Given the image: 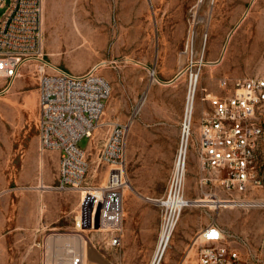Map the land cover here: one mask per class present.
I'll return each instance as SVG.
<instances>
[{"label":"rangeland","instance_id":"rangeland-1","mask_svg":"<svg viewBox=\"0 0 264 264\" xmlns=\"http://www.w3.org/2000/svg\"><path fill=\"white\" fill-rule=\"evenodd\" d=\"M242 1L45 0L47 61L76 74L104 62L97 73L108 80L112 93L103 123H124L130 117L134 122L124 192L126 222L133 208L140 206L158 210L161 222L159 208L147 198L163 194L139 193L135 183L137 178L145 181L138 173L145 145L140 131L136 134L138 127L144 121L160 120L159 107L179 106L181 97L183 111L185 108V74L177 88L152 85L150 69L168 82L185 68L189 37H194L198 53L206 47L196 116L209 108L207 94L225 95L233 90L237 78L264 76V0H254L251 7L250 0ZM11 3L5 0L0 8V22ZM226 52L228 61L221 62ZM208 62L217 63L209 66ZM39 80L38 64L24 66L7 92H2L6 80L0 79V264H43L46 254L67 263L69 259H64L68 256L52 240L65 235L86 237L84 264H143L141 260H125L122 244L108 246L111 237L106 232L76 233L75 216L85 194L60 191L56 150L43 155L39 152ZM107 132L102 126L95 133L86 179L89 186L103 187L107 179L110 167L99 166L97 159ZM79 147L87 148L88 138L81 139ZM202 174L195 137L186 180V196L194 204L183 211L163 264H198L193 242L210 223L225 231L227 242L238 250L243 264H264V189L251 197L256 199L251 203L258 204L241 206L223 200L227 197L222 191L219 199L207 196L214 189L202 186ZM218 200L221 204H216Z\"/></svg>","mask_w":264,"mask_h":264},{"label":"built area","instance_id":"built-area-1","mask_svg":"<svg viewBox=\"0 0 264 264\" xmlns=\"http://www.w3.org/2000/svg\"><path fill=\"white\" fill-rule=\"evenodd\" d=\"M5 0H0V8ZM44 0H12L0 22V79L6 80L2 92L11 89L24 66L38 64L39 139L45 150L61 152L58 189L80 191V211L74 221L76 233L93 231L110 235L111 245L118 246L124 231V192L128 187L127 148L129 123H103L106 103L112 88L95 65L84 74L51 64L46 59L44 37ZM204 46L195 49L194 37L186 41L187 93L181 124V136L167 194L153 200L161 214L158 245L151 264H160L189 200L186 180L192 145L197 139L201 161L202 186L212 187L207 194L219 199L222 191L237 205L251 207L258 191L264 189V76L237 78L233 90L209 98L210 109L195 124L194 100L201 73L206 66ZM151 83H162L155 70L149 71ZM182 74V73H181ZM108 128L98 151V165L110 167L103 187L89 186L90 156L96 131ZM84 137L85 149L79 147ZM249 197V198H248ZM258 201V200H257ZM247 202V203H245ZM198 264H243L238 250L226 240L225 231L216 223L205 226L196 236ZM43 264H62L57 256L47 255ZM65 264H84L83 256L74 254Z\"/></svg>","mask_w":264,"mask_h":264},{"label":"crops","instance_id":"crops-1","mask_svg":"<svg viewBox=\"0 0 264 264\" xmlns=\"http://www.w3.org/2000/svg\"><path fill=\"white\" fill-rule=\"evenodd\" d=\"M244 1L247 0H243L242 2ZM251 5H252V0H250V7ZM84 73L86 72H81L78 74L81 75ZM182 78H183L182 74L179 72L168 82H163L159 77L158 79L162 83L152 84L151 78L149 80L152 85H166L167 87L175 85L174 88H177L178 87L177 82H179ZM175 93H177V91H175ZM213 96H219V94H212V93L207 94L206 96L207 101H209V98ZM210 108L211 107L209 106V108L206 110H209ZM183 114H184L183 98L181 97L179 106L170 108L168 105H162L159 107L158 117L160 118V120L146 121V122L144 121L137 129V133H136L137 136H139L138 131H140L141 141L145 142V145H143L141 148L142 157L144 159L142 161V167L140 168V170H138V173L142 174L145 181L140 182L138 178L135 179L136 187L138 186L139 193L158 194V195L163 194L160 197H148L147 199L151 202L153 200L164 197L168 192V187H169L168 178L170 171L173 167L176 153L179 147ZM201 118H202V114L201 116L199 115L196 116V112H195L194 120L196 125L200 124ZM124 123L130 124V131L128 137V147H129V139L132 128L134 126V122L133 120H131L130 117ZM88 145H89V139H88ZM46 151L48 150L43 151L41 149L39 142V152L43 155ZM54 155L58 157L60 162L61 152L56 150ZM126 171L128 178V148H127ZM153 204L155 205V203ZM157 208L159 207L157 206ZM77 216L78 214L75 216V218ZM159 230H160V222H159L158 210H155L153 208L141 207V206L138 208H133L130 219L126 222V218H125L124 234L122 235L120 239V243L118 245V246H120L121 244L123 245L122 253L125 260L129 262L135 260H141L143 264H147L150 262L152 263L158 245ZM108 246L116 247L111 245V239L109 240ZM99 254L104 259L106 258L104 254L102 253ZM163 260H162V264H163ZM197 261H198V257H197Z\"/></svg>","mask_w":264,"mask_h":264},{"label":"bare ground","instance_id":"bare-ground-1","mask_svg":"<svg viewBox=\"0 0 264 264\" xmlns=\"http://www.w3.org/2000/svg\"><path fill=\"white\" fill-rule=\"evenodd\" d=\"M254 0H252V2H253ZM225 60H227V52H226V54H225V56H223V58H222V60H221V62H223V61H225ZM228 61V60H227ZM103 64H102V66H105L104 65V62H102ZM216 63L217 62H208L207 63V65H209V66H214V65H216ZM33 65V64H32ZM26 67H30V65H27ZM39 68V67H38ZM24 71V70H23ZM25 72V71H24ZM180 73H182V77L184 76V73L181 71ZM208 74V73H207ZM209 78L210 79H212V73L210 72L209 73ZM180 80V79H179ZM177 82V81H176ZM112 88V87H111ZM196 100H197V95H196V97H195V100H194V107H193V112H195V110H196ZM30 102V101H29ZM43 188V187H42ZM47 188V187H46ZM49 189V188H48ZM51 189V188H50ZM221 204V201L220 200H218V202L216 203V204ZM194 203L193 202H189V204H188V206H187V208H190L191 209V207H192V205H193ZM186 208V209H187ZM185 209V210H186ZM184 210V211H185ZM183 214V213H182ZM52 240H54V242L53 243H58V244H60V250L62 251V254L63 255H66V256H68L67 258H65L64 260H68V259H70L69 258V256L71 257V256H73L75 253L77 254V252H78V254H80V255H82L83 256V259H84V261L86 260V258H87V248H86V244H87V239H86V237H84V236H80V235H75V236H58V237H53L52 238ZM170 246H171V244H170ZM169 246V247H170ZM168 251V250H167ZM167 251L165 252V255L167 254ZM57 254V253H56ZM164 255V256H165ZM56 256V255H55ZM67 262V261H66ZM64 263V262H63ZM65 264V263H64ZM160 264H162V262L160 263Z\"/></svg>","mask_w":264,"mask_h":264}]
</instances>
